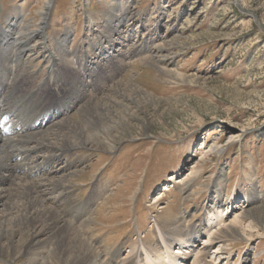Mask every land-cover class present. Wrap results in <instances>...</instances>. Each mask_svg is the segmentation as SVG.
<instances>
[{"label": "rangeland", "instance_id": "374dc122", "mask_svg": "<svg viewBox=\"0 0 264 264\" xmlns=\"http://www.w3.org/2000/svg\"><path fill=\"white\" fill-rule=\"evenodd\" d=\"M46 2L0 0V31L13 23L22 32L26 23L39 30L44 23L43 41L16 44L0 35V79H10L6 93L27 115L40 98L47 105L75 100L37 135L49 138L39 140L48 145L46 154L58 153V162L70 165L67 187L57 192L73 211L63 210L62 218L89 219L81 236L108 264H144L164 247L157 228L168 240L175 223L185 231L199 225L218 192L224 201L248 191L253 195L243 205V222L250 234L229 237L216 263L264 264V0H51L44 15ZM108 40L117 48L130 41L129 59L123 53L118 68L110 65L79 93L74 73L93 56L105 57L95 51ZM4 81L3 105L16 109ZM118 81L143 93H129L133 101L119 109L134 116L125 114L128 122L112 131L110 145L99 133V142L67 147L62 139L80 132L77 107L113 99ZM30 248V258L0 254V264H41L55 245ZM220 251L214 245L207 259Z\"/></svg>", "mask_w": 264, "mask_h": 264}, {"label": "bare ground", "instance_id": "6f19581e", "mask_svg": "<svg viewBox=\"0 0 264 264\" xmlns=\"http://www.w3.org/2000/svg\"><path fill=\"white\" fill-rule=\"evenodd\" d=\"M50 6L51 0H47L44 5V15H46V11H48ZM15 25L16 23H13V27L1 28L0 35L2 41H7V38H11V43L16 44H19L22 39L29 41L30 38L38 39L37 42L40 40L43 41L44 36L42 29L44 28V23L41 24L39 30H37V28L30 29L29 24L26 23L23 27L25 29L24 32L18 30L19 26ZM14 29L16 35H13L14 32L12 33ZM34 40L35 39H33V41ZM116 41L114 43L121 44L119 39ZM0 44V49H2V43ZM32 46L34 47L35 44ZM105 46H107L108 53L111 50L116 51L113 42L108 40L104 46L101 45L100 48L95 51L96 55L98 53L100 56L106 54L104 49ZM112 51L109 56H112ZM28 54H30V52ZM151 57L153 56L149 58ZM93 58L96 62H101L107 59V55L102 58L93 56ZM155 60L152 61L156 63ZM90 62L92 63L94 60H90ZM129 86L125 87L124 85L121 87L118 81L117 85L114 86L116 87V94L113 96V99L109 97L107 101L103 99L88 101L87 104H82V107H77L79 112L82 111V113L80 112V120L77 122L80 132L79 134L77 133V135H72L74 140L67 136L62 139L64 140L62 142L68 144L67 147L69 148L76 146L75 142L84 144L93 141L96 143L99 142L96 136L102 133L108 140L106 143L107 145L113 143L111 142L112 131L125 122H128L125 118V114L134 116V114L127 113L126 111L123 115L119 112V109L124 108L133 101L128 96L129 93L143 94L139 88L132 86L133 88L128 89ZM77 91L81 93L83 89L78 88ZM6 101L7 99L0 93V117L5 113H10V116L14 119L11 120V122L14 121L13 126L16 127L11 134L6 135L2 134L0 129V151L3 153H0V254L15 256L23 254L28 259L34 253L32 251L29 252L28 248H30L31 245L36 246L39 243H43V245L46 246L47 242L53 241L55 248L54 250L51 249L53 250L52 254H46L47 257L41 264H108L106 261H103L104 259H102L96 247L81 236L83 235L82 229H84V226H86L85 223H87L89 219L87 220V218H85V223L75 224L73 220L70 222L62 218V213L68 210L73 211V206L71 205L62 206L63 200L60 197L61 194L58 196L60 192H57V189H66L67 187L63 180H66L68 175L67 170L70 165L69 162L63 165L58 162L61 159L57 153L59 150H55V153H57L55 156L46 154L50 149H47L45 153L44 149L49 147H47L48 145L45 146L40 143L39 140H49V138L44 136L38 138L37 136L39 133L48 129L49 125L58 122V120H56L54 115L52 116V114H50L51 116L45 124L39 125L37 129L31 130L29 125L33 123L34 118L37 116L29 120L30 117L27 120L18 109H13L10 105L5 107L3 104H5ZM74 101L71 102L72 105L75 104ZM69 108H71V105L64 103L60 108L54 106L53 110L55 113L60 114L61 110L65 112ZM43 121L45 120L43 119L42 122ZM47 123H49L48 126H46ZM52 145H54V143ZM201 147H203V145L199 148ZM211 148H214V146ZM16 158H18V161ZM38 159H41V161L39 162ZM195 171L198 170L195 169ZM16 179L22 183L17 184L19 181L16 182ZM250 181L252 182L253 178H251ZM11 185H14V187L12 188ZM14 189L16 190L11 192ZM45 191H47L45 193L47 195L44 197ZM220 195L221 193L218 192L215 195L216 197L207 204L204 210L205 217L200 221L199 225L188 224L189 226H186L187 229L185 231L181 225H175L176 223H173L174 225H171L172 227L168 230L169 232L167 231L170 235L168 240L165 238L166 233L161 232V230L157 228L156 233L164 247L161 252L157 254L155 260L149 258V262L142 263L212 264L211 262H213V264H219L216 263V260L218 261V259H220L217 256L224 250L229 237L250 234L243 222V218L247 216L248 213L247 210L243 209V205L249 201L253 194L248 193V191L247 193H241L240 197L233 194L231 196H226L224 201H222ZM239 202L240 204H238ZM236 208L239 209V212L234 211ZM63 210L65 211L63 212ZM77 219L78 218L75 217V220ZM237 227L240 230H237ZM187 230H189L188 233ZM198 242H202V247L197 248L199 245ZM214 245H216V251H221L218 252L216 256L214 252L213 257H216V259H211L210 262L207 257L210 254V249ZM133 250L135 251V249ZM138 251L137 249L136 254ZM145 252L147 253L146 250ZM190 259H192L191 263H189ZM238 264H243V261L240 260Z\"/></svg>", "mask_w": 264, "mask_h": 264}]
</instances>
